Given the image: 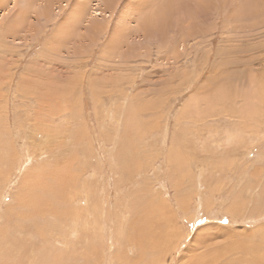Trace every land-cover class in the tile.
Segmentation results:
<instances>
[{"label":"rangeland","instance_id":"rangeland-1","mask_svg":"<svg viewBox=\"0 0 264 264\" xmlns=\"http://www.w3.org/2000/svg\"><path fill=\"white\" fill-rule=\"evenodd\" d=\"M168 1L0 0V264H264V0Z\"/></svg>","mask_w":264,"mask_h":264},{"label":"bare ground","instance_id":"bare-ground-1","mask_svg":"<svg viewBox=\"0 0 264 264\" xmlns=\"http://www.w3.org/2000/svg\"><path fill=\"white\" fill-rule=\"evenodd\" d=\"M167 1H168V0H167ZM201 1H202V0H201ZM168 2H169V4H167L168 7H169L170 5H171L170 7H172V6L174 5L175 8H176V6H178V7H179V6H182V5H181V0H169ZM182 3H183V2H182ZM196 4H197V3H196ZM175 8H174V9H175ZM187 9H188V8H187ZM191 9H192V8H191ZM180 10H182V12H183V6L180 7L179 11H180ZM189 11H190V10H189ZM180 12H181V11H180ZM182 12H181V13H182ZM187 13H188V12H187ZM94 14H95V15H93V17H96V16H100V15H102L103 13H102L101 11H100V12L95 11ZM193 14H194V13H193ZM160 16H162V14H160V15H159V14L156 15V17L152 18L153 20H151V21L154 22V20H155V22H158V21L160 22V20H162V18H163V16H162V18H161ZM165 17H166V16H165ZM191 17H192V16H191ZM193 17H195V16H193ZM162 21H164V20H162ZM165 23H166V22H165ZM147 24H148V23H147ZM150 24H151V23H150ZM148 26H149V25H148ZM151 27H152V26H151ZM155 27H156V26H154V28H155ZM144 30H145V31H147V30L149 31L150 28L147 27V28H144ZM22 153H23V152H22ZM26 154H27V153H26ZM26 154H25L24 156H28V155H26ZM0 160H1V159H0ZM7 160H8V159H7ZM9 160H10V159H9ZM2 163H4V162H2ZM1 170H2V169H1ZM4 170H5V169H4ZM0 172H1V171H0ZM1 174H2V173H1ZM38 174H39V173H38ZM0 176H1V175H0ZM41 177H43V176H41ZM4 178H5V177H4ZM45 180H46V179H45ZM48 185H49V184H48ZM24 186H25V185H24ZM54 186H55V185H54ZM57 186H58V185H57ZM29 187H30V186H29ZM25 188H26V187H25ZM144 190H145V189H144ZM22 191H23V190H22ZM58 191H59V190H58ZM145 192H146V191H145ZM28 194H29V192H28ZM147 194H148V193H147ZM18 195H19V194H18ZM49 195H50V194H49ZM24 196H25V195H24ZM16 197H17V196H16ZM25 197H26V196H25ZM121 197H122V196H121ZM133 197H134V196H133ZM27 198H28V197H27ZM32 198H33V197H32ZM49 198H50V197H49ZM49 198H48V199H49ZM124 198H125V197H124ZM17 199H18V198H17ZM17 199H16V200H17ZM150 199H151V198H150ZM154 199H155V198H154ZM49 200H50V199H49ZM126 200H127V199L124 200L125 203L123 204V206L127 209V207H128V202L126 203ZM152 200H153V199H152ZM152 200H151V201H152ZM182 200H183V199H182ZM17 201H19V199H18ZM34 201H35V200H34ZM26 202H28V200H27ZM26 202H25V203H26ZM153 202H154V201H153ZM35 203H37V201H35ZM48 203H49V202H48ZM147 203H148V205H149V201H147L146 204H147ZM150 203H151V204H154V203H152V202H150ZM31 204H32V202L30 203V205H31ZM43 204H44V203H43ZM16 205H17V204H16ZM33 205H36V204H33ZM41 205H42V204H41ZM53 206H55L54 203H53ZM29 207H30V206H28V209H29ZM33 207H34V206H33ZM35 207H36V206H35ZM35 207H34V209H35ZM37 207H39V206H37ZM40 207H41V206H40ZM42 208H43V206H42ZM47 208H48V206H47ZM144 208H145V207H144ZM146 208H148L147 205H146ZM34 209H33V210H34ZM58 209H59V208H58ZM103 209H104V207H102L101 210H100V211H101V214H102V213H105ZM141 209H143V208H141ZM10 210H12V209H10ZM17 210H19V209L17 208ZM23 210H24V209H23ZM42 210H43V209H42ZM145 210H147V211H144V212H146V214H148L147 212L150 210V208H149V209H145ZM151 210H152V209H151ZM27 211H28V210H27ZM31 211H32V210H31ZM31 211H30V212H31ZM49 211H50V210H49ZM153 211H155V210H153ZM33 212H34V211H33ZM36 212H37V211H36ZM36 212H35V214H36ZM137 212H138V211L135 212L136 214L134 215V221L132 222V223H133V228H134L135 233L138 232L137 226H138V223H139V221H140V215H141V213L144 214V212H140V213H139L140 215H139V214H137ZM151 212H152V211H149V214H150ZM14 213H15V212H14ZM14 213H13V214H14ZM53 213H55V212H53ZM9 214H10V213H9ZM15 214H16V213H15ZM20 214H21V213H20ZM26 214H27V213H26ZM26 214H25V215H26ZM44 214H45V213H44ZM46 214H47V213H46ZM124 214L127 215L126 212H125ZM146 214H145V215H146ZM27 215H28V214H27ZM27 215H26V217H27ZM32 215H33V214H32ZM55 215H56V214H55ZM102 215H103V214H102ZM104 215H105V214H104ZM152 215H153V213H152ZM16 216H17V215H16ZM62 216H63V215H62ZM142 216H143V215H142ZM14 217H15V216L13 215V218H14ZM21 217H22V216H21ZM21 217H20V218H21ZM146 217H148V216H146ZM146 217H144V218H146ZM152 217H153V216H152ZM28 218H29V217H28ZM73 218H74V217H73ZM75 218H77V219L80 220V216H78V215H76ZM88 218H89V217H88ZM141 218H142V217H141ZM15 219H16V217H15ZM21 219H23V218H21ZM36 219H37V218H36ZM146 219L149 220L150 218H146ZM23 220H24V219H23ZM28 220H29V219H28ZM30 220H31V219H30ZM74 220H75V219H74ZM138 220H139V221H138ZM141 220H142V219H141ZM25 221H27V220H25ZM33 221H34V220H33ZM39 221H40V219H39ZM142 221H144V220H142ZM27 222H28V221H27ZM27 222H25V223H27ZM29 222H30V221H29ZM34 222H35V221H34ZM36 222H37V221H36ZM36 222H35V223H36ZM40 223H41V222H40ZM135 224H136V225H135ZM38 228H39V227H38ZM41 228H42V227H41ZM39 229H40V228H39ZM46 229H47V227H46ZM47 230H48V229H47ZM47 230H45V231L47 232ZM90 230H91V229H90ZM90 230H89V231H90ZM141 230H142V229H141ZM41 231H42V230H41ZM48 231H49V230H48ZM91 231H92V230H91ZM139 231H140V230H139ZM163 232H164V231H163ZM171 232H172V231H171ZM87 233H88V232H87ZM49 234H50V233H49ZM52 234H53V233H52ZM142 234H143V233H142ZM151 234H152V233H151ZM196 234H197V233H196ZM43 235H44V231H43ZM144 235H145V234H144ZM136 236H137V238H138V235H136ZM136 236H135V238H136ZM141 236H142V235H141ZM164 236H165V235H164ZM49 238H50V237H49ZM154 238H155V236H154ZM50 239H51V238H50ZM131 239H132V238H131ZM163 239H166V240H167L168 238H165V237H164ZM129 240H130V239H129ZM133 240H134V239H133ZM138 240H139V238L137 239V241H138ZM159 242H161V241H159ZM169 242H170V241H169ZM19 244H20V243H19ZM86 245H87V244H86ZM159 245H160V244H159ZM86 247H88V246H86ZM47 248H48V247H47ZM80 248H81V247H80ZM28 249H29V248H28ZM87 249H88V248H87ZM89 249H90V248H89ZM41 250H42V249H41ZM51 252H52V251H51ZM80 252H82V251H80ZM191 252H192V251H191ZM93 253H94L93 248H91L90 250H88L87 253H86L85 260H88V257H90L89 260H91V258L94 257V254H93ZM189 255H191V254H189ZM91 256H92V257H91ZM34 257H35V256H34ZM51 257H52V256H51ZM93 259H94V258H93ZM206 259H208V258H206V254L203 255V253H200V252H198V253H197V252H193L192 257L190 258V261L188 262V264H205V262H206V264H207L208 262L206 261ZM33 260H34V259H33ZM128 260H129V259H125V262L127 263ZM211 260H212V259H211ZM44 261H45V260H44ZM54 261H55V260H54ZM27 262H28V261H27ZM34 262H35V261H34ZM38 262H39V261H38ZM57 262H58V261H57ZM49 263H50V262H49ZM53 263H54V262H53ZM85 263H86V262H85ZM12 264H13V263H12ZM55 264H57L56 261H55Z\"/></svg>","mask_w":264,"mask_h":264},{"label":"crops","instance_id":"crops-1","mask_svg":"<svg viewBox=\"0 0 264 264\" xmlns=\"http://www.w3.org/2000/svg\"><path fill=\"white\" fill-rule=\"evenodd\" d=\"M181 1H182V0H181ZM195 1H196V0H195ZM183 2H184V3H187V5H190V6L193 5V4H191V3H190L189 1H187V0H184ZM184 3L182 4V2H181V5H182L183 7H184V5H185ZM196 3H197V4L194 3L193 6H196V8H194V9L197 10V7H198L199 3H198L197 1H196Z\"/></svg>","mask_w":264,"mask_h":264}]
</instances>
